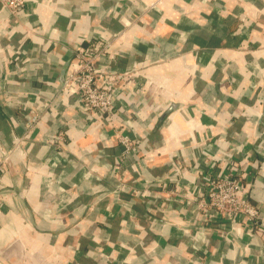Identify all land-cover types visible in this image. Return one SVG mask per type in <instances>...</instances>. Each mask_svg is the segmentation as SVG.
I'll use <instances>...</instances> for the list:
<instances>
[{
    "label": "crops",
    "instance_id": "1",
    "mask_svg": "<svg viewBox=\"0 0 264 264\" xmlns=\"http://www.w3.org/2000/svg\"><path fill=\"white\" fill-rule=\"evenodd\" d=\"M104 41L133 74L111 124L58 91L77 49ZM28 110L41 117L26 131ZM121 130L137 156L121 159ZM1 151L0 264H264V0H25L17 19L0 6ZM229 160L261 214L250 232L184 198L197 165Z\"/></svg>",
    "mask_w": 264,
    "mask_h": 264
},
{
    "label": "built area",
    "instance_id": "2",
    "mask_svg": "<svg viewBox=\"0 0 264 264\" xmlns=\"http://www.w3.org/2000/svg\"><path fill=\"white\" fill-rule=\"evenodd\" d=\"M0 6L12 19H17L18 14L25 6V0H0ZM111 44L110 41H104L99 46L95 44V46L89 45L77 49L74 62L70 66L63 84L58 89L61 93L72 88L73 96L80 103L82 113L89 118H96L108 124L112 123V117L116 114L115 102L120 95L118 84L124 82L130 85L133 82L131 72H119L114 68L115 54L112 52ZM40 117L39 114L28 110L24 123L26 131L33 128ZM116 138L122 149L121 159L126 156L138 155V141L130 138L125 130L119 131ZM58 141L55 139L54 142ZM10 153V151L0 152V173L5 169ZM140 159L139 157L134 159L135 162L130 167L131 170L140 172V168H142ZM230 163L229 168L216 172L210 166L197 165L195 171L199 177L184 187V198L192 197L191 203L194 205L192 213H202L204 219L211 224H218L222 227L228 222L233 230L235 228L240 233L241 227L237 224L241 220H245L243 227L247 232H250L258 225L261 214L249 201L250 185L248 182H244L245 172H239ZM162 184L173 187L178 185L175 176L163 180ZM141 188L159 190L160 186L146 182L142 184ZM174 189L171 194L181 197L180 187L177 189L174 187Z\"/></svg>",
    "mask_w": 264,
    "mask_h": 264
},
{
    "label": "water",
    "instance_id": "3",
    "mask_svg": "<svg viewBox=\"0 0 264 264\" xmlns=\"http://www.w3.org/2000/svg\"><path fill=\"white\" fill-rule=\"evenodd\" d=\"M63 84V79H61V85Z\"/></svg>",
    "mask_w": 264,
    "mask_h": 264
},
{
    "label": "trees",
    "instance_id": "4",
    "mask_svg": "<svg viewBox=\"0 0 264 264\" xmlns=\"http://www.w3.org/2000/svg\"><path fill=\"white\" fill-rule=\"evenodd\" d=\"M23 112H25V111H23Z\"/></svg>",
    "mask_w": 264,
    "mask_h": 264
}]
</instances>
